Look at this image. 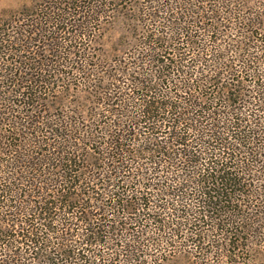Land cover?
Listing matches in <instances>:
<instances>
[{
	"label": "trees",
	"instance_id": "trees-1",
	"mask_svg": "<svg viewBox=\"0 0 264 264\" xmlns=\"http://www.w3.org/2000/svg\"><path fill=\"white\" fill-rule=\"evenodd\" d=\"M25 8L0 19V264H264V0Z\"/></svg>",
	"mask_w": 264,
	"mask_h": 264
},
{
	"label": "rangeland",
	"instance_id": "rangeland-1",
	"mask_svg": "<svg viewBox=\"0 0 264 264\" xmlns=\"http://www.w3.org/2000/svg\"><path fill=\"white\" fill-rule=\"evenodd\" d=\"M36 0H0V19L6 18L7 14L12 15L13 17L18 15V12L22 9H24L26 6L29 8L30 5L34 4ZM25 8V9H27ZM4 15V16H2ZM105 31H103V39L102 42L105 44L107 43V39L111 38L110 36L105 35ZM44 48L42 47V44L38 43V45L35 47V49H32L28 52L31 53V55H34L37 50L41 52ZM43 54V52H42ZM59 94V93H58ZM56 98H54L55 100ZM196 262V263H195ZM192 259L191 254H186L185 256H181L171 262H166L165 264H198L197 260Z\"/></svg>",
	"mask_w": 264,
	"mask_h": 264
}]
</instances>
